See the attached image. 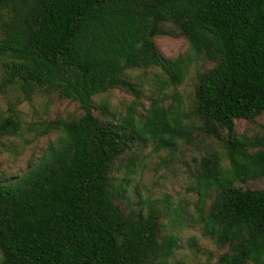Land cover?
I'll list each match as a JSON object with an SVG mask.
<instances>
[{
    "label": "trees",
    "instance_id": "1",
    "mask_svg": "<svg viewBox=\"0 0 264 264\" xmlns=\"http://www.w3.org/2000/svg\"><path fill=\"white\" fill-rule=\"evenodd\" d=\"M164 35L184 38L190 55L166 60ZM203 59L213 67L196 74L188 113L178 92L145 108L134 72L158 69L177 90ZM117 89L134 97L120 118L95 100ZM10 92L0 137L21 135L17 107L38 94L81 114L28 124L34 137L59 138L0 182V264H170L178 239L162 233L165 208L147 198L136 209L122 193L147 145L174 152L197 135L228 161L203 157L198 175L197 223L225 249L217 264H264V187H247L264 180V133L236 131L264 114V0H0V95Z\"/></svg>",
    "mask_w": 264,
    "mask_h": 264
},
{
    "label": "rangeland",
    "instance_id": "2",
    "mask_svg": "<svg viewBox=\"0 0 264 264\" xmlns=\"http://www.w3.org/2000/svg\"><path fill=\"white\" fill-rule=\"evenodd\" d=\"M156 42L161 55L166 60L190 55L189 44L184 38L164 35L158 37ZM212 67L213 64L207 60H197L191 66L185 82L177 90L160 84V80H164L165 77L158 69H150L147 72L138 70L132 76L140 77L144 81L142 102L145 108H148L152 96H167L169 102H172L170 97L178 92L183 96L186 104L184 110L188 113L194 98L196 74ZM17 96V92L0 95V115L7 113L10 103L15 102ZM133 99L131 94L117 89L95 100L97 104L99 101L107 100L112 112L120 118L126 115ZM17 108L26 124L20 136L0 137V182L22 176L37 166L48 147L56 143L59 138L58 133L34 137L28 130V124L59 118L73 119L81 114L76 103L60 101L44 94L36 95L31 102L24 101ZM95 113H98L97 108ZM138 113L145 115L143 109H139ZM190 120L192 119H186V123H190ZM236 131L240 136L247 137L264 133V114L254 122L238 121ZM214 153L223 156V165H228L222 145L206 136L197 135L191 145H180L174 152L166 149L155 153L152 145L149 144L140 156H137L138 162L133 174L129 176L130 182L123 189L125 203L133 205L136 209H140L141 202L147 198L158 201L165 208L162 233L178 239V249L170 264H217L225 251L209 237L204 236L201 226L197 223L200 162L201 158ZM126 173L127 168L123 167L116 175L117 186H120L121 178ZM247 187L262 188L264 180L249 183Z\"/></svg>",
    "mask_w": 264,
    "mask_h": 264
}]
</instances>
